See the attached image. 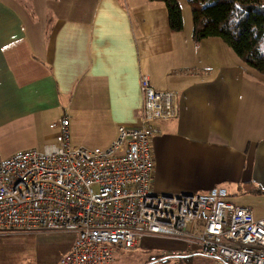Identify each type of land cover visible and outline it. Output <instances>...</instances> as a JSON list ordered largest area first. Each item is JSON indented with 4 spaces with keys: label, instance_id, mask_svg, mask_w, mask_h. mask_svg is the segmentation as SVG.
I'll use <instances>...</instances> for the list:
<instances>
[{
    "label": "crops",
    "instance_id": "obj_1",
    "mask_svg": "<svg viewBox=\"0 0 264 264\" xmlns=\"http://www.w3.org/2000/svg\"><path fill=\"white\" fill-rule=\"evenodd\" d=\"M142 76L179 108L151 142L156 195L264 191V76L222 39L195 41L189 20L172 31L165 5L150 0H0V163L56 145L66 114L72 146L110 148L120 127L140 124ZM249 202L240 206L264 218ZM37 240L59 250L58 264L75 235ZM191 248L173 258L216 264Z\"/></svg>",
    "mask_w": 264,
    "mask_h": 264
},
{
    "label": "built area",
    "instance_id": "obj_2",
    "mask_svg": "<svg viewBox=\"0 0 264 264\" xmlns=\"http://www.w3.org/2000/svg\"><path fill=\"white\" fill-rule=\"evenodd\" d=\"M140 124L120 127L108 149L70 144L69 117L59 124L62 146L20 152L0 163V237L72 233L58 264H112L117 249L135 250L146 237L197 244L216 264H264V218L227 201L228 190L156 195L152 139L160 123L179 117L177 97L141 78Z\"/></svg>",
    "mask_w": 264,
    "mask_h": 264
},
{
    "label": "trees",
    "instance_id": "obj_3",
    "mask_svg": "<svg viewBox=\"0 0 264 264\" xmlns=\"http://www.w3.org/2000/svg\"><path fill=\"white\" fill-rule=\"evenodd\" d=\"M150 1L165 5L172 31L184 30L178 0ZM189 4L195 41L222 39L245 65L264 76V0H189Z\"/></svg>",
    "mask_w": 264,
    "mask_h": 264
},
{
    "label": "rangeland",
    "instance_id": "obj_4",
    "mask_svg": "<svg viewBox=\"0 0 264 264\" xmlns=\"http://www.w3.org/2000/svg\"><path fill=\"white\" fill-rule=\"evenodd\" d=\"M180 1L184 26L185 21L187 23L188 20L193 24L192 9L189 0ZM62 143L63 140L60 138L56 145L60 147ZM39 150L44 151V149ZM228 193L229 197L227 201L234 205H240L244 200H253V202H249V205H254V210L259 207H264L262 206L264 205V191L261 189L243 185L242 188L239 189H230ZM39 234L65 235L66 233L44 231L34 235L17 233L9 237H0V264H51L59 250H54L49 244H41L39 240L36 242L32 241V239H35ZM188 245H192L191 252H194L192 256L194 258L198 257L196 260H200L199 258H206L199 252V246L197 244H189L186 241L165 237L151 236L141 241L135 250L118 251L116 264H149L148 262H150V264H181L178 262L179 259L173 258V252L181 249L186 250ZM197 262L199 264V261ZM182 264L196 263L184 259V263Z\"/></svg>",
    "mask_w": 264,
    "mask_h": 264
}]
</instances>
